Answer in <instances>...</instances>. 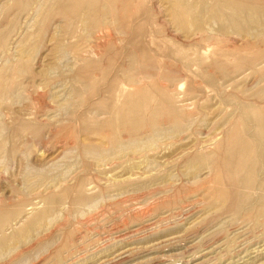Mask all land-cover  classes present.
Returning <instances> with one entry per match:
<instances>
[{"label": "rangeland", "instance_id": "374dc122", "mask_svg": "<svg viewBox=\"0 0 264 264\" xmlns=\"http://www.w3.org/2000/svg\"><path fill=\"white\" fill-rule=\"evenodd\" d=\"M89 1L109 12L86 20ZM171 16L168 0H0V264H264L246 113H264V34ZM247 138L251 184L231 163Z\"/></svg>", "mask_w": 264, "mask_h": 264}, {"label": "bare ground", "instance_id": "6f19581e", "mask_svg": "<svg viewBox=\"0 0 264 264\" xmlns=\"http://www.w3.org/2000/svg\"><path fill=\"white\" fill-rule=\"evenodd\" d=\"M83 1V0H82ZM208 1V0H207ZM207 1H205L207 3ZM214 1V0H213ZM216 5H201L200 6H195L194 4H188V2L186 0H168L169 2V11L170 14L172 15L171 17H173V21L175 23V25H177L176 27H180V29L184 30V31H189V30H194L196 31H200L202 28H206L207 23L211 22L212 24L216 23L220 25V28H222L221 30L223 31H231V29H236L237 31H242L245 34H248L250 36H254V37H261L264 33V29L263 26L261 25V23L264 25V5H259V6H255V5H251L249 3H247V1H243V0H216ZM47 2V1H46ZM41 3V2H40ZM61 3V2H60ZM86 3V2H85ZM106 3V2H105ZM200 3V2H199ZM253 3V2H252ZM44 5H42L41 7V12L44 11L45 7H46V3H42ZM82 4V2H80V5ZM95 4V7L92 5ZM168 4V3H167ZM211 4V3H210ZM91 7H90V6ZM89 5L88 7L84 10L81 9L82 14L81 17H85V15H88V13H96V14H101L102 12L108 11L109 9L105 10V5H100L99 3L96 4V2L93 1H89ZM83 6V5H82ZM81 6V7H82ZM49 7V6H48ZM111 7V6H110ZM85 8V7H84ZM107 8V7H106ZM39 9V7H38ZM66 10V9H64ZM47 11V10H46ZM74 11V10H73ZM66 12V11H64ZM76 12V11H75ZM109 12V11H108ZM61 13V12H60ZM206 13V15H205ZM80 14V13H79ZM89 14V15H90ZM75 15V14H74ZM97 15V16H98ZM76 16V15H75ZM91 16V15H90ZM88 17V16H87ZM101 17V16H100ZM86 18V17H85ZM93 18V17H92ZM99 18V17H98ZM79 19V18H78ZM84 18H82L83 20ZM88 18H86L87 20ZM97 18H95L96 20ZM47 20V19H46ZM89 20V19H88ZM103 20V19H102ZM71 22V21H70ZM80 22V21H79ZM86 22V21H85ZM84 22V24H85ZM93 22V21H92ZM98 22V21H97ZM101 22V21H100ZM74 23V22H73ZM83 23V22H82ZM90 23V22H89ZM210 23V24H211ZM256 24H260L259 27H252L253 25ZM87 24V23H86ZM90 25V24H89ZM88 25V26H89ZM86 26V25H84ZM87 26V27H88ZM92 26V25H91ZM211 26V25H210ZM257 26V25H256ZM209 27V25H208ZM212 27V26H211ZM199 28V29H198ZM210 28V27H209ZM208 28V29H209ZM174 29V28H173ZM207 29V28H206ZM88 30V29H87ZM194 31V32H195ZM234 31V30H232ZM236 31V32H237ZM238 31V32H239ZM189 34V32H188ZM180 37V36H179ZM232 38V37H231ZM28 39V38H27ZM26 39V40H27ZM28 42V41H27ZM27 48V47H25ZM31 48V47H30ZM35 49V48H33ZM30 50L24 51V53H26L27 55L29 54H33V52ZM262 55V54H261ZM26 65V64H25ZM24 66V64H23ZM21 68V66H20ZM20 70V69H19ZM24 70V68H23ZM68 92V91H67ZM54 95V94H53ZM143 97V96H142ZM139 98V97H138ZM132 101V100H131ZM65 105V104H64ZM134 105V104H133ZM135 110L137 112L138 109H136V107H134ZM172 109V108H171ZM140 112V111H139ZM246 113L248 115H250L251 117L254 118L255 123H256V136L258 137L259 140L264 141V113L261 112L260 110L257 111V113L255 115H251L250 111H246ZM142 114V113H141ZM152 118V117H151ZM132 125H138L141 118L139 115H132L130 116V118H128ZM180 119V118H179ZM156 120V119H155ZM154 120V121H155ZM185 120V119H184ZM148 122V121H146ZM144 121V123H146ZM183 124H181L182 126ZM238 125V124H237ZM178 126V125H177ZM152 127L154 129V131H156V127L154 126V124H152ZM117 128V127H116ZM179 128V127H178ZM160 129V128H159ZM181 129V128H180ZM169 130V129H167ZM235 130L238 129L235 128ZM244 134H245V129H244V124H243V129ZM177 131V130H176ZM172 133V132H171ZM243 133V132H242ZM174 134V133H173ZM163 135V133H162ZM151 136V135H150ZM237 136V135H236ZM254 136V135H253ZM254 136V137H256ZM155 137V136H154ZM153 137V138H154ZM238 137V136H237ZM246 138V137H245ZM149 141H147L148 143L146 144H150L151 141L153 142V140L150 141L151 138H147ZM116 141V140H115ZM156 141V140H155ZM236 141V140H235ZM120 142V140H119ZM142 142V141H141ZM260 142V141H259ZM145 143V142H144ZM154 143V142H153ZM228 143V142H227ZM232 143V142H231ZM264 143V142H263ZM116 144V143H114ZM127 147L126 150L129 149H140L139 147H142V145L140 144L139 140H132L131 142L126 143ZM253 144L254 142L252 140H250L249 138L247 139H241L239 142V145H236L238 147H236V149H232L233 153L231 151V156H232V166H234L235 168H238L239 171L240 170H244L247 171L249 173V175L246 178L241 177L240 179L247 184H251L253 183L255 180H253L252 177H250V171H253V165H255L254 163V159H252V148H253ZM153 145V144H152ZM124 144H117L115 145V148H119L121 149V147L124 149ZM147 146V145H146ZM114 147V146H113ZM223 148V147H222ZM228 148V147H225ZM229 150V149H228ZM254 150V149H253ZM94 150H92L93 153ZM116 151V150H115ZM223 151H227V150H223ZM98 152V151H97ZM111 152V151H110ZM99 153V152H98ZM96 154V152H95ZM99 155V157L103 156V153H99L96 154ZM225 155V154H224ZM229 155V154H228ZM207 156V155H206ZM209 156V155H208ZM98 157V156H97ZM226 157V156H224ZM204 158V157H203ZM195 159V158H194ZM202 159V157H201ZM205 159V158H204ZM207 159V158H206ZM207 161V160H206ZM199 162V161H197ZM200 163V162H199ZM193 165H195V163H193ZM191 165V166H193ZM195 168V167H194ZM193 168V169H194ZM255 185V184H254ZM26 232V231H25ZM24 233V232H23Z\"/></svg>", "mask_w": 264, "mask_h": 264}]
</instances>
